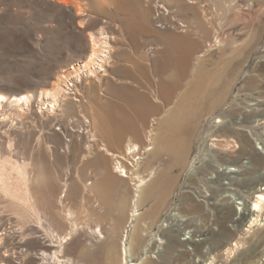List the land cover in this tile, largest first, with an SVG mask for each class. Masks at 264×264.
<instances>
[{
	"label": "rangeland",
	"instance_id": "374dc122",
	"mask_svg": "<svg viewBox=\"0 0 264 264\" xmlns=\"http://www.w3.org/2000/svg\"><path fill=\"white\" fill-rule=\"evenodd\" d=\"M91 34L108 44L101 43L90 63ZM220 60L222 79L211 87ZM177 62L178 97L195 80L201 99L204 83L224 90L215 110L191 118L197 122L192 135H171L174 122L160 117L163 109L142 113L143 99L129 89H157ZM59 81L53 105L51 88ZM0 95V166L6 174L11 164L29 166L38 207L49 197L56 213L52 230L63 235L76 223L60 253L71 264H121V242L128 263L143 257L149 264H264V206L252 220L256 227L244 231L248 216L237 221L243 228L236 232L229 226L236 205L225 196L240 192L251 208L264 192V156L257 149L264 145V0H0ZM21 97H29L27 105L17 104ZM175 101L162 96L158 102L166 108ZM94 124L96 139L114 155H123L130 139L141 146L136 167L124 162L132 177L114 169L115 156L105 154L96 165ZM215 164L241 172L228 182V175L217 177ZM152 173L171 179L169 187L138 202L134 177ZM77 177L88 180L86 189ZM177 190L181 221L163 230ZM67 209L72 221L63 217ZM31 221L0 193V264H42ZM96 226L104 238L91 234ZM157 239L165 244L155 251Z\"/></svg>",
	"mask_w": 264,
	"mask_h": 264
},
{
	"label": "bare ground",
	"instance_id": "6f19581e",
	"mask_svg": "<svg viewBox=\"0 0 264 264\" xmlns=\"http://www.w3.org/2000/svg\"><path fill=\"white\" fill-rule=\"evenodd\" d=\"M58 1H60L62 3H71V0H58ZM75 8L77 9L76 11L78 13H80V10H79L80 7L77 6V4H76ZM100 34H104V33L101 32ZM102 36H105L103 38L108 37V35H102ZM89 42H90V44H89L90 54L88 56V60H89L88 62L91 63L93 61V58L95 59V56L98 55L99 52H101V43L108 44V42H105V41L101 42V38L98 39V37H96L95 35H92V34L89 36ZM193 45H196V42H194ZM219 65H220L219 67L217 66L218 71L216 70L213 73L214 75H212L211 87L214 86V84H216V82H218L217 80L220 81L222 79L223 70L225 68L224 62L220 60ZM101 66H102V64H101ZM102 69H103V67H102ZM200 76H202V75H200ZM196 78H198V77H196ZM204 78H206V77H204ZM207 78H210V77H207ZM196 81H199V80L193 81V83L188 86L186 91L183 92L178 97V62H177L176 67L173 68V70L171 71V74L168 75V77L164 80V82H162L160 85H158L157 89L149 88L148 93L141 92L137 89H131V88H129V89L132 92L136 93L139 97H141V99H143L142 105L140 107V111L142 113L151 112L154 110V107L156 108V111L163 109L162 113L160 114V117L163 116L164 121H166V122L169 121L170 124L172 122H174V124H172V126H175V129H174V132L171 133V135L177 136L178 133H180V132L186 134V132H187L186 130H188V132L190 131V133L193 132L197 128V122L195 123V125H193L192 119H193V121L194 120L196 121L199 118L201 110L203 111V109H205L206 112L208 110H210V111L215 110L218 107V105L222 102V98H223L222 96H225V95H223L224 90H222V92H220V93H217V91H215L214 89L211 90L210 86L204 83V86L203 87L201 86V90L203 89L202 91L206 95V97L204 98V96H203V99H201V94L199 93V89H197L198 86L195 85ZM60 84H61V81H59L56 84H52L51 90H52L53 105L56 104L55 103L56 102L55 96L53 97V93L60 94L62 92V88L60 87ZM200 84L202 85V83H200ZM198 85H199V83H198ZM199 87H200V85H199ZM162 96H166L169 100L172 99L173 97H176V101L171 107L165 108V107L161 106L158 102ZM1 99H3V97L0 95V100ZM17 100L20 101L17 104L23 103V104L27 105L29 102V97H21ZM153 102H155V103H153ZM131 105L134 106L135 103L132 102ZM127 109L130 111L131 114H134L135 112L138 111V109H134L132 107H127ZM109 112H112V109H110ZM186 119L187 120L189 119L188 128L186 127ZM218 122H220V120H217V123ZM215 123L212 126V128H216ZM164 124H167V123H164ZM170 124H168V127ZM88 126H86V128ZM240 130H241V128H240ZM95 132H99V127H97L94 124L90 137L92 138L91 141L94 142L93 145L97 146L99 149L98 154L95 155V157L93 159L95 161L96 165L97 166L100 165V162L103 159L105 154L109 155V156H115V158L116 159L118 158L119 160H116V161L114 160L115 161V163L113 162L115 164L114 169H116L117 172H120V173L128 171L127 173H129V175L125 174V177L126 176L132 177L133 173L130 172V169L127 168L125 163L127 161L128 163H130V165L132 167L137 166V164H138L137 159L141 158L140 156H138L137 151L141 149V146L138 143H133V141H131V139H130L128 141V144L124 148L125 149L124 152H122L123 155H121V154L120 155H114V153H111L109 151L106 142L103 143L100 140L96 139ZM181 135H183V134H181ZM191 135H192V133H191ZM147 141H150L149 137H147ZM176 141L178 142V140H176ZM187 146H188V144H187ZM150 149H151V147L147 146V149H145V151H148ZM185 149H187V148H185ZM257 149L259 150V153H261L264 156V145H262L261 147H257ZM128 158L131 159L132 162H129ZM181 159H183V158H181ZM203 159H204V157H203ZM87 162H86V164L90 163V162H88V163ZM200 162H203V160H201ZM215 168L216 169H214V171L217 172V177L222 176V174L224 176L228 175L229 176L228 182L231 181L232 183L235 182L234 176L238 175L241 172V169L239 167H233V166H229V165L224 166V165H218V164L216 165L215 164ZM9 170H11L12 173L6 174L3 170V168H1V166H0V193L2 195H4L5 197L9 198L11 201H13L17 205V207H20V210L24 216H26L27 218H31V217L33 218V221H31V223L34 225V228L32 227L31 231L33 232L32 236H33L34 242L38 248L35 253H37V256L40 257V261L42 262V264H71L68 259L61 257L60 253L62 252L61 251L62 246L70 240L73 233L76 232V229L78 228V226L76 225L75 222H73L70 226L69 231H67V233H65L63 235L58 234L57 231L52 230L51 224L54 221L53 216H55L56 213H54L50 210L51 201H50L49 197L43 198L40 206L38 207V204H37L35 197H34V190L32 187L33 178L30 175L29 166H27L25 163L11 164ZM153 174L154 173L149 174L147 177H138V176L134 177L133 176L137 182V183H135V187H134L135 192L134 193L136 194L138 192L135 195V197H137L138 202L140 201L138 199L140 197V195L147 197L148 192L150 190H153L154 188H156V189H158L159 187H160V189L162 188L159 191V195H158L160 197L165 192V190L169 187L171 179L167 178L168 179L167 180V179H164V177L155 178L152 176ZM214 176L215 175H211V177H214ZM77 180H78V182H81L83 189H86L87 185H89V184H87L88 180H85L84 182H82L79 177H77ZM12 181H15V182H12ZM73 184L74 185H72V187H71V192H73L75 190V183H73ZM95 187H96V185H95ZM201 191L206 193L205 192L206 188L204 186H202ZM63 192H64V195H61V198L65 197V191H63ZM225 196L228 197L230 201H233V203H235L237 205L235 207V209L237 211H234L235 212V216H234L235 223L240 219L247 218L248 216H250L249 219H253L252 217H260L263 215L260 208H261V206L262 207L264 206V192H258V196H255L256 200L251 203V206H250L251 208H248L246 201L244 200V197L242 196V193H240V192H234L232 189H230V193L226 194ZM261 200L263 201V203ZM60 202H62V201H60ZM131 203L133 205V208H135V213H136V214L135 213L132 214L131 216L137 217L139 215V213L137 214V211H138L137 205L138 204L136 202H134V200H132ZM246 211H248V212H246ZM63 212H64L63 217L65 219H67L68 221L69 220L72 221L73 214L71 213V211L69 209H67V210H63ZM129 220H131V219H129ZM134 220L133 221L137 222V223L139 221V219H138V221H137V219H134ZM180 221H181V218L178 217V222H180ZM137 223L132 225L133 228L137 226ZM240 230H242V228H240V226H238V222H237L233 231L239 232ZM133 231L136 232L135 229ZM24 232H23V228H21L20 233L23 235ZM91 234L94 237H97L98 239L104 238V236L102 235L101 227H99V226H96ZM0 241H1V237H0ZM157 242H158V240H157ZM55 244L58 245L57 246L58 249L53 250V247H55ZM159 244L160 245H156L155 251H157V249L161 250V247L163 246L161 244H165V241H163ZM120 252H121V264L124 262L126 264H149V263H146L144 261L143 257H140L139 260H137V262L133 261L131 263H128V261H127L128 260L127 259L128 247H127V244H125V243L121 242ZM59 256H60V258H59Z\"/></svg>",
	"mask_w": 264,
	"mask_h": 264
},
{
	"label": "built area",
	"instance_id": "2783aa9c",
	"mask_svg": "<svg viewBox=\"0 0 264 264\" xmlns=\"http://www.w3.org/2000/svg\"><path fill=\"white\" fill-rule=\"evenodd\" d=\"M260 217H252L253 219H249L250 222L248 223L246 228H244V231H250V229L256 227L257 223L255 222L258 221L257 219H260ZM252 220L255 222H253ZM253 223L255 224L253 225ZM174 225L178 226V190L175 192L174 197L172 198L170 202V206L168 210L165 212L164 217L162 218L161 223H160V226L163 230L170 229ZM235 225H236L235 221L233 225L232 223H229V226L231 227L232 230H234ZM161 228H160V231H162ZM240 228H243V227H240ZM157 240H158V243L163 242L160 239H157Z\"/></svg>",
	"mask_w": 264,
	"mask_h": 264
}]
</instances>
